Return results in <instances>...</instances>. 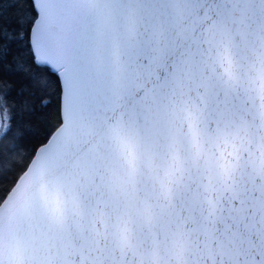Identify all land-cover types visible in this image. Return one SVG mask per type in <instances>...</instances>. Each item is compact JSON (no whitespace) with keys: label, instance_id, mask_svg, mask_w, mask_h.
Listing matches in <instances>:
<instances>
[{"label":"snow or ice","instance_id":"1","mask_svg":"<svg viewBox=\"0 0 264 264\" xmlns=\"http://www.w3.org/2000/svg\"><path fill=\"white\" fill-rule=\"evenodd\" d=\"M0 192V264H264V0H0Z\"/></svg>","mask_w":264,"mask_h":264},{"label":"water","instance_id":"2","mask_svg":"<svg viewBox=\"0 0 264 264\" xmlns=\"http://www.w3.org/2000/svg\"><path fill=\"white\" fill-rule=\"evenodd\" d=\"M12 187V189L14 190V186H11ZM11 193H9V195H10Z\"/></svg>","mask_w":264,"mask_h":264},{"label":"trees","instance_id":"3","mask_svg":"<svg viewBox=\"0 0 264 264\" xmlns=\"http://www.w3.org/2000/svg\"><path fill=\"white\" fill-rule=\"evenodd\" d=\"M10 187H11V185H10ZM3 193L2 192H0V195H2Z\"/></svg>","mask_w":264,"mask_h":264}]
</instances>
